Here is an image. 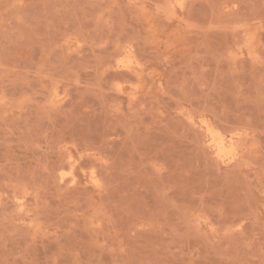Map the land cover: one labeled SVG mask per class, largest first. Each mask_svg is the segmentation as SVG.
Masks as SVG:
<instances>
[{"label":"rangeland","instance_id":"1","mask_svg":"<svg viewBox=\"0 0 264 264\" xmlns=\"http://www.w3.org/2000/svg\"><path fill=\"white\" fill-rule=\"evenodd\" d=\"M0 264H264V0H0Z\"/></svg>","mask_w":264,"mask_h":264}]
</instances>
